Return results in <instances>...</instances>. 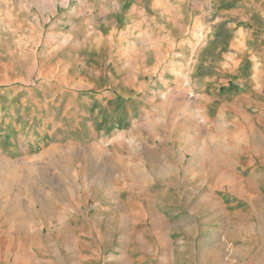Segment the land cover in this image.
I'll use <instances>...</instances> for the list:
<instances>
[{
  "label": "rangeland",
  "instance_id": "rangeland-1",
  "mask_svg": "<svg viewBox=\"0 0 264 264\" xmlns=\"http://www.w3.org/2000/svg\"><path fill=\"white\" fill-rule=\"evenodd\" d=\"M0 264H264V0H0Z\"/></svg>",
  "mask_w": 264,
  "mask_h": 264
}]
</instances>
